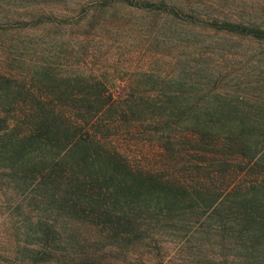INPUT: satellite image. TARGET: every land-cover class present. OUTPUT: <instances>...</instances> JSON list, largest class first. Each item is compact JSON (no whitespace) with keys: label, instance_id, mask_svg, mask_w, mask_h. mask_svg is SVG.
<instances>
[{"label":"trees","instance_id":"obj_1","mask_svg":"<svg viewBox=\"0 0 264 264\" xmlns=\"http://www.w3.org/2000/svg\"><path fill=\"white\" fill-rule=\"evenodd\" d=\"M71 1L0 0V208L9 230L0 264H128L132 240L161 218L164 232L185 229L194 248H214L224 264H264V124L246 120L260 100L209 86L189 98L176 89L117 94L99 78H85L101 85L96 92L54 83L35 89L54 79L51 67H24L10 49L57 44L65 51L67 29L84 33L120 19L111 17L117 0ZM122 1L264 45V0ZM203 62L198 71L215 83V66ZM64 77L77 86V77ZM143 103L164 109L156 115ZM141 111L156 122L152 135L161 132L154 159L145 152L134 159L128 143Z\"/></svg>","mask_w":264,"mask_h":264},{"label":"rangeland","instance_id":"obj_2","mask_svg":"<svg viewBox=\"0 0 264 264\" xmlns=\"http://www.w3.org/2000/svg\"><path fill=\"white\" fill-rule=\"evenodd\" d=\"M175 1L183 4L185 0ZM256 1L247 0L249 3ZM113 4L115 10L111 17L118 16L120 19H114L106 25L97 22L95 23L97 28L81 29L84 33L75 27L71 31L67 29L72 40L67 44L66 52L56 51L59 49L57 44L56 46L38 44L28 49H10L11 61L19 57L24 62V67L48 71L47 66L51 67L54 79L58 78L57 83L54 79L44 80L36 84L35 89L37 85L45 87L44 90L53 89L56 84L55 90L60 87L71 91L83 89L96 92L97 87L101 88V85L90 86L91 83L88 85L85 78H90L88 80L92 82L99 78L106 82V88L115 90L117 94L141 89V92L160 95L166 94L168 89H176L182 94H187L189 98L191 94L202 92L206 86L214 87L215 90L229 94L230 97L243 93L250 99L260 100L252 105L257 109V114L246 120L264 124L263 44L257 41L249 42L247 39L222 37L220 33L207 27L182 22L179 16L175 21H169L165 18L166 11L163 9H144L122 0H117ZM184 10L188 12L191 9ZM124 15L133 22L121 20ZM79 22L83 28L85 21ZM50 48L52 55L47 57L46 53ZM203 56L215 66L216 73L211 75V78L216 80L215 83L198 71L204 64ZM71 74L72 77H77V86H68L67 83L65 85L67 80L63 79L66 78L64 76ZM178 78L184 81V85L177 84ZM196 80L200 82L196 83ZM51 83L54 84L49 86ZM185 102L193 104L195 101L190 98ZM140 105L150 108L149 112H155L156 115L164 107V103L162 107H151L147 103L139 104V107ZM147 114L148 112L141 111L143 118L140 120H144L136 122L128 139L134 151V159L142 158L145 153L154 159L159 154V150L153 149L151 144L158 142L157 136L161 135V132L152 135L156 122L146 121ZM126 137L125 135L124 138ZM120 138L123 139L122 136ZM1 195L0 192V201L3 200ZM1 206L3 207L0 208V239L4 232L9 231L4 225V220L8 221L6 211H3L5 206L2 204ZM156 226L142 238L132 240L129 252L130 260H134L128 264H224L222 257L214 248L211 251H206V248L198 251L194 248L192 245L195 242L194 236L185 234V229L182 231L177 229L173 233L164 232V218H161ZM94 229L83 228L82 234H87V231L91 233ZM115 240L117 241V238ZM117 243L118 247L114 249V254L121 256L124 244Z\"/></svg>","mask_w":264,"mask_h":264}]
</instances>
